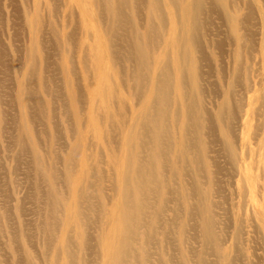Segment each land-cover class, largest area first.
I'll list each match as a JSON object with an SVG mask.
<instances>
[{"label": "bare ground", "instance_id": "1", "mask_svg": "<svg viewBox=\"0 0 264 264\" xmlns=\"http://www.w3.org/2000/svg\"><path fill=\"white\" fill-rule=\"evenodd\" d=\"M141 1L144 3L143 7L146 10L147 24L143 26L142 31L140 28L142 27V25L140 26L141 23L137 24L138 20L136 22L132 19L133 22H131L132 28L134 27L136 31L134 38L138 42L137 54L142 62H139L141 64H138V67L136 66L134 77L135 79L138 78V81L134 82L135 85L131 86L130 91L132 100L136 101L134 105H137L141 114L135 118L130 116L131 120L127 121L129 124L132 122L131 129H137L139 132L136 134L130 131V138L133 136L136 140L134 144L127 143L124 138L121 142L122 150L126 145H129V156L124 157L120 162H117L118 159L111 160L109 156L106 157L105 163L111 167L115 175L112 194H106L107 196L104 195V197L100 192L97 196L96 193L93 194L94 186L95 188H97L96 185L102 186V178L96 171V167L93 166L91 172L87 162H84V155L81 156L80 146L77 143L67 151L62 171L58 169L57 171L56 167L52 166V162V164L45 162L39 149V143L34 142L33 131L30 127L32 121H34L31 116L36 110L32 106L35 103H33V99L32 105L27 103L30 101L31 95L34 94V92L30 94L31 89L28 88L27 84L28 80H31L28 77L32 71L35 73V64L27 67L24 79L18 82V99L22 106L21 123L23 130V133L18 137L19 140L17 138L19 150L26 149L25 151H27L29 147L32 152V163L34 160L36 171V174H33L35 176V180L33 179L34 188L35 190H43V194L41 193L39 196L47 198L48 200H45L46 205H50L45 206L49 207L50 210H47L48 214L45 217V222H43L44 219L41 221L45 224L42 223L44 227L42 224L39 225V217L43 216L39 214H42L46 209L40 206L43 211L39 213V208L38 211L36 210L39 213V224L36 223L39 227L37 228L40 230L43 228L44 233L46 230V237L43 238V240L45 239L44 244L48 246V249L51 246L54 253V257L49 264L89 263L87 262L88 259L85 258V251L88 247H91V245H88L91 240L88 239L90 236L86 237L85 235L89 225L91 229V226H93L91 223L97 222V219L90 216L95 208H98V211L100 210L99 212L103 214L101 218L99 217L98 232L100 231V234L96 244L101 255L99 257L101 264H106L109 261L110 254L116 257L113 264L253 263L252 259L255 256L248 255L244 242L243 245L241 243L245 237L244 234L250 230V227L255 228L250 231L264 234V211L260 209L261 207H258L259 204L256 199V196L260 197L264 192V0ZM141 1L135 0V6L136 3ZM87 2L94 7L91 17L93 22L86 19L87 22L83 29L85 30L86 27V31L88 30L94 38H91V43L82 39L79 42V47L90 56L93 70L101 76L100 70L104 67L102 65L104 64V55L106 54V58L110 60L112 57L115 59L119 56L117 52V57H115L113 50L116 51V48L114 47L115 49L112 50L111 47L112 44L116 46L115 42L118 43V40L112 39L116 33L113 34L111 28L114 27L113 29H115L116 23L121 24L122 15H124H121V13L124 12L123 7L128 0H88ZM40 6L41 3L35 4L34 13L29 16V23L33 29L30 65H32V61L38 62L43 57L40 56L42 49L40 45L44 40H40V37L44 34L42 36L40 34H42V28L44 31L45 27L42 24ZM135 6L133 5L134 8ZM139 6L137 7L138 11L135 10L137 15L141 13ZM86 9L89 10L88 7ZM138 17L137 19L140 20L142 16ZM106 18L110 19V24H108L109 27L106 25L105 29H102V34H108L106 41L102 43L98 41V34L93 35V27L90 29L89 23H94L99 27L104 26V19ZM126 18L124 19L126 20ZM212 18H215V20L211 21ZM141 20L144 21L143 18ZM152 20H154L153 23ZM251 20L253 21L252 26L248 25ZM44 23H46L45 20ZM40 31L41 33L38 35ZM125 31L127 30L125 29ZM220 31L225 32L228 36L227 46L223 45V49L221 42H224V39H217ZM153 32L157 37H153ZM72 33L64 34L62 39L74 43ZM226 34L223 35L226 37ZM116 36V39L122 40V38ZM126 37H129V35ZM42 38L44 39V37ZM156 38L157 40H154ZM19 40H22L21 37ZM128 44L125 46H135V43H133L134 45ZM121 45L123 46L122 43ZM228 46H230L229 50H227ZM151 47L157 48L153 55L150 53ZM62 48H64V45ZM117 48L119 50V47ZM65 50L67 51V57L73 62L74 57H69L71 54L68 51L69 49ZM155 52H157L156 57H154ZM246 52L250 58L246 57ZM131 53L129 54L131 55ZM130 55L129 58H131ZM88 56H85L84 60ZM80 59L81 57L78 58V63H81ZM118 59L120 58L118 57ZM132 60H135L134 56ZM214 60L216 63H214ZM37 62L36 64H38ZM48 63L50 64V61ZM210 66L216 69L217 74L219 72L222 83L219 85L216 82L218 87L213 92L217 100L208 107L207 92L202 79L205 75L204 71L206 72L205 67ZM213 67H211L212 70ZM66 69L67 72L72 74V67L67 66ZM33 73L31 74L32 77L34 76ZM97 77L99 76L97 75ZM131 77H133V74ZM41 78L39 81L42 80ZM101 82L100 80L96 84H91L93 86L91 98L97 97V92L101 93V97L107 98H103L101 103L98 104L103 108H109L116 101L110 100V93L108 96H103L105 90L99 85ZM44 83H46L44 79L40 81V93L42 90L49 89H45L48 85L46 86ZM64 87L69 88L70 83L65 81ZM54 91L52 90V94L55 93ZM58 92L56 93L58 94ZM11 94L13 95V93ZM57 94H54V97L56 96L58 99L60 95L57 97ZM63 98H66V96ZM72 98L71 108L74 111V119L76 120L81 112L86 114L93 122L95 134H101L100 137L104 139L103 133L108 134L110 130L107 131L104 128L95 126L94 114L91 112L92 100L90 99V106L85 107L84 103L80 104L82 97L77 99L78 97L71 95ZM0 99L3 100V97H0ZM62 101L60 99L61 104ZM47 103L46 100H42L38 96L40 111H37V113L41 112V108L45 107L46 109ZM26 104L35 109L33 112H31V109L29 110L32 113L31 116L25 109ZM63 104H66V102H63ZM65 106L63 105V107ZM63 107L62 109H64ZM65 110L67 111V108ZM37 113L34 115L36 116ZM115 117L112 112H109L106 113L105 120L113 123ZM253 121L255 122L252 123ZM252 126H255L254 129ZM250 136L253 142H251ZM27 142L30 146L27 145ZM215 145L219 147V157L226 160L224 163L227 164V176H229L228 186L230 191L222 196L225 199L222 202L230 203L224 209L221 208V202L213 196L218 193L214 190L213 185L217 183L218 178L220 179V177L216 179L215 176L219 173L218 169H220V172L222 171V168H217L220 163H217L210 156L211 152L217 150V148L214 149ZM211 159H213V163ZM54 164L57 163L54 162ZM93 177L96 179V185L90 180ZM83 180L89 185L83 188L80 185L76 188V192H73L72 188H75L79 184L78 182L81 183ZM44 183H46L45 189L42 187ZM216 185L220 184L217 183ZM219 187L216 188L220 189ZM35 193L34 197L37 196L38 198L37 193L39 191ZM44 194L47 196L45 197ZM93 195L96 196L95 201L92 198ZM34 197L33 199H35ZM14 200L19 201V198L15 197ZM39 200L41 201V199ZM39 200L37 199L38 202H40ZM42 201L43 203H40L43 206L44 199ZM21 202L23 203V201ZM110 204L111 209L107 208V205L110 206ZM15 206L20 214L22 208H24L23 205L17 203ZM6 209L3 204H0V247L1 244H7L9 249L12 250L13 239H10L12 238L10 236L12 222L8 219L7 213L9 211L6 212ZM94 215L97 216V214ZM227 215L235 220L233 224L236 238L235 251L224 247L226 243L224 235L226 225L224 224L225 227L221 226L223 221L219 218ZM17 221H19L17 225L22 226L23 223L18 219ZM228 221L231 222L229 218ZM116 226L121 228L118 237L113 240L110 232H113ZM61 227H66L65 230L68 229L67 232H60V234L62 233L60 237L63 238L65 244L61 241L58 243L57 233L61 230ZM21 229L24 228L14 230L19 231ZM74 230L77 232L76 235H73L72 231ZM81 230L85 232L82 239ZM13 233L16 232L13 231ZM27 236L25 235L26 238L22 236L24 239L20 237L23 244L24 258H20L23 262L19 260L21 264H40L35 258L36 253L24 246ZM5 238H7V243L4 240ZM262 240H264V237ZM87 252H89V249H87ZM1 253L0 264H3L4 254ZM12 259L15 263L16 256L13 255ZM263 260L264 257L261 261Z\"/></svg>", "mask_w": 264, "mask_h": 264}, {"label": "rangeland", "instance_id": "2", "mask_svg": "<svg viewBox=\"0 0 264 264\" xmlns=\"http://www.w3.org/2000/svg\"><path fill=\"white\" fill-rule=\"evenodd\" d=\"M87 1L88 0H0V47H1L0 48V50H1L0 51L1 52L0 53V56H1L0 57V70H1L0 71V95H1L0 97L1 98L3 97V100L0 99L1 100L0 101V149H2V150H0L1 151L0 152V179H1L0 180V204H3L7 208L6 212L9 211L7 213V215H8V219H10V221L12 222L11 223V226H12L11 231H12V233H13V231L16 232L13 234L11 233V235H10L12 237L10 239L11 240L13 239L12 250L9 249L7 244H1L0 252H2L1 254H4L3 255V259H4L3 264H5L6 262H7L6 264H11V263L15 264L17 262V260H19L20 258L21 259L24 258V256H23L24 251L22 250L23 244L20 241L21 240L20 237L23 236L24 238H26L25 235L26 236L28 235L27 236L28 238H27V241H25L24 246L28 247L33 253H36L35 258L40 264H49L50 260L54 257V253L52 252V249H51L52 247L50 246L48 249V246H45V244H44L45 239L43 240V238L46 237V230L44 233L42 230L43 228L41 230L37 228V227H39V225H41L43 222H45V220H46L45 217L47 216L48 211L50 210L49 207H45V206H50V205L49 204L46 205L45 200L47 198H44L43 196H39L41 193L43 194V190L42 189H41L42 191L40 189L35 190V188H34L35 184L33 183L34 182L33 179L35 180L34 175L36 174L35 173L36 171H35L34 160L32 163V159H33L32 152L29 150V147L27 148V151H25L26 149L25 150L21 149V151H20L19 150L20 147L18 145V142H19L18 137L21 133H23L22 123H21L22 106L20 105V102L18 99V92H19L18 82H19V80L24 79V73L26 72L27 67L34 66L33 64H35V66H34L35 73H33V71H32V73L34 74L35 77L34 76L32 77V75H31L32 73H31L29 76L30 78L28 77V79H31V80L30 81L28 80V84H27L28 88L30 87L29 89H31V92L29 91L30 94L32 92H34V94L31 95L30 101L27 103L32 105L31 102L34 100L35 102L33 101V103H35V104L32 106H34L36 108V110L33 109L34 107L30 106L29 104L28 105L26 104V107H25L26 111H28L30 113V111H29L30 109H31V112H33V110H35V112L33 114L30 113V116H31V114L33 116L34 114L37 113V111H40L39 110L40 108H38V96L40 99L46 100L48 102L46 104V109H45V107L41 108V112L43 114L41 112H38L37 115L38 114L39 115L38 116L36 115L37 118L35 115L33 117L31 116L32 120H34V121H32L33 124L32 123L30 124V127L33 131L32 136L34 138V142L39 143V145H40L39 149H40L41 153L43 154L45 162L47 164H50L52 162L53 164L52 163L51 164H52V166L56 167V170L58 169V170L62 171L64 168L63 162L66 158L67 151H69V149L73 145H75V143L79 144L80 150H81V156L84 155L83 156L84 162H87L91 172H92V167L93 166L96 167V169H97L96 171L98 172V174L102 178L101 179L102 186L95 184L96 179H94V177L90 178V180L97 187V188H95V186H94L93 194L96 193V196H97V194H99V192H100V194H103L102 197H104V195L107 196L108 194L113 193L112 188H113L114 183H115L114 171L111 169V167L108 164L105 163L106 157L109 156L110 157L109 159H111V160L112 159L113 160L118 159L117 162H120L124 157L129 156V145L128 146L126 145L123 148V150L121 148V142H122L123 138L125 140H127V143H129V144H131V143L134 144L136 142L135 138L133 136H131V138H130L129 134H130V131H133L134 133L137 134L139 132V130L131 129L132 122L129 124L127 121L131 120L130 116H133V118H135L136 116H139L141 114V111L138 110L137 105H134V103L136 101L132 100L130 91H131V86H133L134 82L136 83V80L138 79V78L135 79L134 72H135L136 68L138 67L137 65L141 64L139 62H142V59L137 54L138 42L134 38V34L136 33V31H135L134 27L132 28L131 22H133L132 19H134L136 22L138 20L139 22H137V24L139 25L141 23L140 26L142 25V27H140V26L139 27L143 31V26L147 24V22H146V10L143 7L144 3L141 0L140 1L142 2V4H141V2L140 3L138 2L140 6L138 5V3H136V6L138 5L140 7L141 13H143L144 15L141 13H139V15H137V13H135L136 11H138L137 10L138 6L136 7L135 3H134L135 0H128L129 3L127 2V4L123 7L124 12L121 11L122 12L121 15L124 14V15H122L123 16L122 21L124 20L126 22L123 21L124 22L123 23L120 20L121 24L116 23V25L118 26L117 27L115 25V27H116L115 29H117L116 32H114L115 31V29H113L114 27L111 28L112 29L111 31L113 32V34L116 33L117 36H119L123 40L122 41L121 39H116L115 38L116 34L113 35L114 37H112L113 40H118V43H120L122 41L121 43L123 44V46L121 45V43L118 45L117 42H115L116 46H115V44H112V46H111L112 50L116 48V51L113 50V52H115V57H117L116 53L118 52L117 55H119L118 57L120 59H118V57H117V58H115L117 60L116 61L112 57V59L110 60L109 58H106V54H105L104 55V64H102L104 67H103V69L100 70V72H101V76H100L97 73V71L93 70V65H92V62L90 60V56H88V54H86L79 47V42H81L82 39H84V41H86V42L91 43V38H94L93 36L90 35L88 30L86 31V27H85V30L83 29L84 25H86V22H87L86 19H88L89 21L90 20L92 21L91 17H92V12L94 9V7H92L90 4H88ZM40 3H41V6H40L41 11L40 12H41V16H42L41 17L42 18V24L45 28H44V31L42 28V34H40L41 33V31H40L38 33V35L40 34L42 36L44 34V36H42V37H44V39L42 37H40V40H42V41L44 40L43 43L41 42L42 45H40V47L42 48L40 56L41 57L43 56V57H42V59L40 58V61H38V62L32 61V65H30L31 60H32V59H30L31 34L33 32V29L29 23V16L34 13L33 11L35 9V4H40ZM132 4L135 6L136 9L133 7ZM86 7L89 8L88 11H87ZM11 8H12V10H10ZM140 9H139V12H140ZM125 13L128 14L129 16L126 15ZM20 15H21V17H19ZM140 15L142 16L141 19L143 18L144 21L141 19L140 20L137 19L138 16H139L138 18H140ZM125 17H127L126 20L124 19ZM128 19H129V21H128ZM44 20L46 23H44ZM213 20H215V18H212L211 21H213ZM13 22H15L16 24ZM153 22H154V20H152V23ZM217 22L219 23L218 20H217ZM125 23H127V24H125ZM108 24H110V19H108V18L104 19V26L101 25L99 27V26H96L94 23H91V22L89 23L90 29L93 27V29H92L93 35H95V36L97 34L99 35L98 36L99 42L104 43L106 41V37L108 36V34H105V33L102 34V31H103L102 29L103 28L105 29L106 25H107V27H109ZM252 24H253V21L251 20L248 25L252 26ZM156 25H157V23H156ZM119 26H121V27L119 28ZM125 26H127L128 28ZM123 29H124V31H125V29L127 31L124 32V31H122ZM17 31H18V33H17ZM137 31H138V29H137ZM14 32H16V33H14ZM68 32H70V33L73 32L72 35L74 36L73 37L74 43L66 42L62 39V36L64 34H67ZM117 32H119L120 34ZM121 34H123V35L125 34V35L123 36ZM223 34H226V33L223 31H220L217 35L218 40L224 39V42L223 41H222L223 43L221 42L222 49H223V45L227 46V40H228L227 34H226V37ZM128 35L130 38L126 37ZM152 35H153V37L154 36L157 37L155 32H153ZM222 35L224 36V38ZM20 37L22 40H19ZM119 37H117V38H119ZM75 38H77V39H75ZM159 39H161V38H159ZM154 40H157V38ZM128 41H130V42H128ZM124 42H126V43H124ZM113 43H114V41H113ZM128 43H130V45L135 43V46L134 47L128 46L129 47L128 48L127 46H125V45H129ZM224 43H226V44H224ZM63 45H64V48H62ZM44 47H45V49H44ZM117 47H119V50ZM121 47L122 48L124 47L127 50L125 51L124 48L122 50ZM17 48H18V51H17ZM65 49H67V50L69 49L68 51H70V53H71L70 55L68 54L69 57L70 56L74 57L73 62L67 57V51ZM130 49H131V51H130ZM136 49H137V51H136ZM156 49H157L156 47H151L150 53L153 55V53ZM229 49H230V46H228L227 50H229ZM249 50H250V48H249ZM122 52H124V53H122ZM128 52L129 53L132 52L131 55ZM103 53H105V52H103ZM124 54H125V56H124ZM136 54H137V56H136ZM129 55L131 56V58L128 57ZM85 56H88V58L86 60H84ZM120 56H122V57H120ZM133 56H134L135 60H132ZM156 56H157V52H155V54H154V57H156ZM49 57H52V58H49ZM80 57H81V59H80L81 63H78L77 60ZM246 57L250 58V56L247 52H246ZM121 58H122V60H121ZM129 59H131V61H129ZM52 60H53V62H51ZM215 60H214V63H216ZM227 60H229V59H227ZM49 61H50V64L48 63ZM114 61L116 62L115 64H114ZM118 61H120V62H118ZM132 61H133V63H132ZM20 62H21V64H20ZM36 62L38 64H36ZM1 64H3V65H1ZM67 66L69 68L72 67L73 71H74V69H76L74 72L72 71V74L75 73L76 75H74V74L72 75L70 72H67L66 71ZM211 67H213V66L205 67L206 72L204 71L205 75H203V79H202V82H203L204 87L206 88V92H207L206 96H207V106L208 107H210V105H213L217 100L216 95L213 92V90H215L218 87V85H216V84L218 83L219 85H221V83H222V77L219 74V72L217 74V72L215 71L216 69H214V67H213V70H212ZM130 70H132V71H130ZM207 70L209 73L207 72ZM123 71L125 74L122 73ZM132 74H133V77H131ZM97 75L99 77H97ZM128 75L130 76V78ZM40 78L42 80L44 79V82L47 83V84L44 83L46 86L48 85V87L47 88L45 87V89L49 88L46 91L42 90L41 93L39 91L40 90V81H42V80L39 81ZM99 79L102 81L101 84H99V85H101L102 86L101 88H103L105 90L104 91L105 93L103 94V96H108L110 93V95H111L110 100L116 101V102L113 101L114 103H112V105L109 108H103L101 105L98 104V103H101V100H103V98H107V97H101L100 96V95H102L101 93L97 92V97L91 98L93 95V93H92L93 92V86H91V84L93 85V83L94 84L98 83L100 81ZM65 81L70 83L69 88L64 87ZM210 81H212V82H210ZM54 85H56V86H54ZM34 89H35V91H34ZM54 89H55V91H54ZM52 90L55 92V93L53 92L54 94H57L56 92H58V90H59L57 97L59 95L60 96L58 97V99L56 98V96L54 97V94H52ZM11 93H13V95ZM64 94H66L65 95L66 98H63V97H65ZM71 95H74L76 98L78 97L77 99H80L82 97L83 101L80 99V104L82 105L84 103L85 107L90 106V99L92 100L91 112H93V114H94L95 126L101 127L102 129L104 128L107 131L110 130L108 132V134L103 133L104 136L103 135L102 136L105 137L104 139L102 137H100L101 134L100 135L95 134V132L93 130L94 129L93 122L91 121L90 117L86 116V114H83L81 112V114L78 115L77 119L76 120L74 119V116H73L74 111L71 108V101L73 100V98L71 99ZM213 96H214V98H213ZM54 98H56V99H54ZM62 98L64 99V101H62L63 100ZM60 99L62 101V104L60 102ZM63 102L64 103L66 102V104H63ZM63 105H66V106L63 107ZM27 106L29 107V109ZM56 106H57V108H56ZM62 107L64 109H62ZM66 108H67V111L65 110ZM45 111H47V112H45ZM64 111H66V112H64ZM109 112H112L116 116L115 122L113 121V123H112V121L105 120L106 113H109ZM29 113H28V117L31 120ZM50 115H52V116L50 117ZM92 117H93V115H92ZM254 122L255 121H253L252 123H254ZM111 125H114V126H111ZM8 127H10V128H8ZM254 127L255 126H252L253 129H254ZM36 129H37V131H36ZM17 138H18V140H17ZM250 138H251V142H253L251 136H250ZM27 145L30 146V144L28 142H27ZM216 148H217V150H214L213 152H211L210 156H212L211 158L215 159L217 161V163H220L219 166L222 165L220 167L219 166L217 167V168H222L221 169L222 173L220 172V169H218L220 174L219 173L217 174V172H216L217 176H215V177H216V179H217V177H220V179L219 178L217 179V183L220 185H216L217 183H214L213 188L215 191H218L219 194L217 193L216 195L214 194L213 196H215L216 200H219L221 202V204H220L221 208L224 209L225 207H228V204L230 203V202L223 203L225 201V199L222 197L223 195L224 196L226 195V192L230 191V187L228 186L229 176H227V171H228L227 164L224 163V162H226V160L223 157H219V152H218L219 147L217 145H215L214 149H216ZM52 149H54V150H52ZM215 151H217V152H215ZM52 153H54V154H52ZM55 155H58V156H55ZM213 155H214V157H213ZM213 159H211L212 163H213ZM54 162L57 164H54ZM91 172H89V174H91ZM220 181H222V182H220ZM78 183L79 184L75 188H72L73 192H76V188L79 187L80 185H81V188L89 185L84 180L81 181V183L80 182H78ZM263 183H264V179H263ZM42 185H43L42 186L43 189H45L46 183H44ZM219 186H222V187H219ZM224 186H225L226 190H225ZM216 187H219L220 189H218ZM33 189L35 190V192L39 191V193H37L38 198H37V196L34 197V195H36V193L33 192L34 191ZM94 190H95V192H94ZM46 196L47 195H45V197ZM96 196L93 195V197H92L94 201L96 200ZM15 197H18L19 201L14 200ZM33 197L35 199L37 198L38 200L41 199V201L40 200L39 201L42 203H43L42 200L44 199L45 205L43 204V206H42V203L38 202L37 199L36 200L33 199ZM94 197H95V199H94ZM256 199L258 200V204H259L258 207L259 208L261 207L260 209L262 211H264V192H263V194H261L260 197L256 196ZM21 201H23V203ZM36 202H38V203H36ZM17 203L20 204L21 206L23 205L22 207H24V208H22V211L20 214H19L20 211L17 212L16 206H15ZM40 206L42 208L44 207V209H46L44 211H47V210L48 211L45 213L41 209ZM38 208L40 211L39 213H41L43 211L44 214L43 213L42 214L37 213L36 210L38 211ZM107 208L111 209L112 208L111 204H110V206L107 205ZM99 211H98V208L97 209L95 208V210H93L91 212L90 216L93 219H97L96 220L97 222L91 223V225H93V226H91L92 227L91 229H90V225H89V227H88L89 229H87V233L85 235L86 237L90 236V237H88V239L91 240L90 241L91 243L88 244V245H91V247L87 248V249H89V252H87V249L85 251V258L88 259L87 260V262H89L88 264H97V262L101 261V259L99 258L101 255L98 252L97 246H96L97 241L99 240V234H100V231L98 232V230H99L98 224H99L100 218L103 216V214H101ZM219 211H221V210L219 209ZM93 213L97 214V216L94 215ZM38 214L44 216V217L43 216L39 217L40 218L39 219L40 224L38 221V216H39ZM118 215H120V214L118 213ZM227 216H222L219 218L223 221L221 226L225 227V225H226L225 230L227 232L226 231L224 232V235L226 238V243H225L224 247H227L229 249L231 248L232 251H235V249H236V247H235L236 246V238H235V232L233 229V224H234L235 220L230 215L228 217ZM228 218L231 222L228 221ZM17 219L20 220L21 223H23L25 225L23 226V224H22V226L19 225L20 226L19 227L17 225L19 223V221H17ZM43 219H44V221H43ZM16 221H17V223H16ZM41 221H43V222H41ZM36 223H38L39 225H37ZM43 224H42V226H43ZM14 225H15V227H13ZM16 225L18 226V228H24L25 229V230L21 229V230H23L22 231L23 233L21 232V230H19V231L17 230L19 232L17 234V231L14 230V229H18V228H16L17 227ZM227 227H229V228H227ZM115 228L116 229L113 232H110L111 236L113 237V240H115L118 237L117 235H118V232H119L121 227L116 226ZM65 229H66V227H63V228L61 227V230L57 233L58 234V243H60V241H61L63 244H65L63 238L60 237L62 235V233L60 234V232H67L68 229L67 230H65ZM254 229L255 228L250 227V230H254ZM250 230H248L244 234L245 237L242 239L241 245H243V242H244V247L247 248L246 253L248 255H254L255 256L252 259L253 263H250V264H264V260L261 261V259L264 257V240H262V238L264 237V234H262L261 232L258 233L256 231H250ZM72 232H73V235L77 234V232L75 230ZM193 232H195V231H193ZM24 233H26V234L22 235ZM81 233H82V235H81V239H82V236H83V234H85V232H83L81 230ZM226 233H228V234H226ZM16 234H17V236H16ZM15 236H16V238H15ZM4 240L6 242L7 238H5ZM56 244H57V242H56ZM195 244H197V243H195ZM21 253H22V255H21ZM110 253H112V252H110ZM13 255L16 256V262L15 263H14V260L12 259ZM256 256H257V258H256ZM110 257L111 258L109 259V261L106 264H113L114 261H116L115 256L110 254ZM258 257H260V258H258ZM20 260H19V262L21 264L22 260L21 261ZM23 260L25 261V259H23ZM19 262H17L16 264H18ZM99 263L101 264V262H99ZM247 264H249V263H247Z\"/></svg>", "mask_w": 264, "mask_h": 264}]
</instances>
